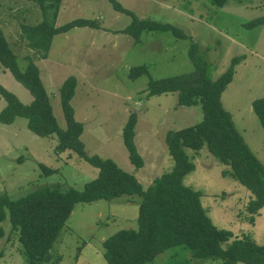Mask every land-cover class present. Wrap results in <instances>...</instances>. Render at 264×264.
Returning <instances> with one entry per match:
<instances>
[{
    "label": "rangeland",
    "instance_id": "374dc122",
    "mask_svg": "<svg viewBox=\"0 0 264 264\" xmlns=\"http://www.w3.org/2000/svg\"><path fill=\"white\" fill-rule=\"evenodd\" d=\"M117 1L140 18L173 24L189 37L179 38L170 31H144L136 42L121 31L132 17L114 10L109 0H61L55 26L81 17L97 19L100 28L76 26L55 35L47 57L38 59L20 34L22 23L41 21L40 8L29 0H0V30L21 71L28 62L27 55L34 59L58 125L65 127L59 87L73 75L77 85L70 103L75 119L83 123L80 139L85 152L111 158L133 173L145 189L154 176L173 166L165 143L167 130L193 125L203 116L199 104L179 105L176 92L148 95L146 90L150 79L195 69L189 57L193 41L214 78L227 68L232 57L244 56L220 98L236 129L264 164V131L252 108L254 99L264 97V24L251 28L243 25L264 15V0H229L221 7L209 0ZM141 65L147 72L131 76V68ZM0 84L23 104L32 100L30 92L1 63ZM5 104L0 97V110ZM131 113L137 118L134 142L143 159L140 168L130 163L122 141V127ZM26 123L24 117H16L11 124L0 123V193L16 199L42 185L80 190L97 175V168L74 152L57 149L56 136H38ZM186 152L195 168L183 177V183L200 191L201 204L211 221L236 237L247 234L264 244V205L250 223L246 205L251 192L221 174L227 166L206 146L198 151L187 148ZM40 163L53 171L46 173ZM138 199L123 195L75 204L50 250L52 256H59L57 264H107L102 241L119 229L137 228ZM0 231V264H24L25 256L8 216L0 221ZM187 260L220 262L193 258L188 248L174 245L146 264H184Z\"/></svg>",
    "mask_w": 264,
    "mask_h": 264
},
{
    "label": "trees",
    "instance_id": "16d2710c",
    "mask_svg": "<svg viewBox=\"0 0 264 264\" xmlns=\"http://www.w3.org/2000/svg\"><path fill=\"white\" fill-rule=\"evenodd\" d=\"M29 1L38 5L42 19L33 25L22 23L20 37L25 40L26 46L35 51L38 59L47 57L55 35L76 26L100 28L97 19L81 17L55 26L61 0ZM109 1L114 10L132 17L130 24L121 31L136 42L144 31H170L179 38L189 37L173 24L140 18L117 0ZM209 1L221 7L229 0ZM261 24H264V15L243 25L251 28ZM189 57L195 65L194 70L150 79L146 90L148 95L176 92L179 105H200L202 119L190 126L167 130L165 143L173 166L154 176L144 189L133 173L122 169L111 158L85 152L80 139L83 123L75 119L74 108L70 103L75 94L76 77L68 76L59 87L60 105L65 119V127L61 128L34 59L27 55L25 58L28 62L21 71L15 53L0 30V63L32 95L30 103L23 104L0 84V97L6 102L0 110V123L11 124L16 117H24L28 129L33 133L41 137L56 136L57 149L74 152L98 170L97 175L80 190L72 187L61 190L57 185H42L16 199L10 198L7 193H0V221L9 217L11 229L17 233L21 253L25 256L24 264L59 262V256H52L50 250L75 204L98 199L111 200L123 195L139 197L138 226L119 229L102 241L107 264H146L158 253L174 245L185 246L196 259H219V264H264V244L256 243L250 235L236 237L231 230L217 227L201 204L200 191L183 183V177L195 168L186 149L198 151L206 146L220 163L227 166L221 174L232 177L251 192L252 196L246 205L250 223H254L255 216L264 205V164L236 129L232 115L223 107L220 98L233 78L235 66L242 62L244 56L232 57L227 68L216 78L210 73L209 63L197 54V44L193 41L189 45ZM130 71L131 76H136L146 73L147 68L135 66ZM252 108L264 131V97L254 99ZM136 121V114L131 113L122 127V141L130 163L140 168L143 159L134 142ZM39 165L46 173L53 171L42 163ZM184 264L198 263L187 260Z\"/></svg>",
    "mask_w": 264,
    "mask_h": 264
}]
</instances>
